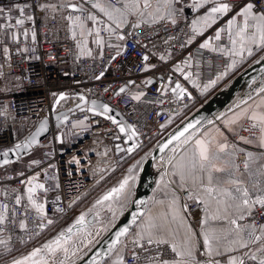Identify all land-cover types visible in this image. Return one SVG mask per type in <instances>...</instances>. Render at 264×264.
Wrapping results in <instances>:
<instances>
[{
  "label": "snow or ice",
  "instance_id": "obj_1",
  "mask_svg": "<svg viewBox=\"0 0 264 264\" xmlns=\"http://www.w3.org/2000/svg\"><path fill=\"white\" fill-rule=\"evenodd\" d=\"M37 13L51 15L53 19L59 16L65 22L71 39L76 42L78 57L103 59L108 49L115 50L109 57L115 60L126 50L129 37L146 36L149 32L157 36L161 31L169 33L172 27L178 28L181 21H188L189 14L192 19L187 23L188 38L181 47L192 44L197 36L203 37L212 29L214 35L206 36L199 43L200 49L241 58L245 53L252 56L256 51L264 52V0H20L8 7L0 5V38L5 45L10 40L18 52H28L26 46L21 48L20 45L29 40L35 44ZM173 39L179 37L168 35L165 43ZM134 42L139 45L138 40ZM90 45L96 46L95 54ZM9 53V47L0 46V54L8 56ZM149 58L146 52L142 60L146 62ZM159 59L164 60L165 55ZM235 62L233 60L232 64ZM183 64L185 67L177 65L176 71L195 84L191 79L193 74L185 70L191 64L188 60ZM147 67L145 65V70ZM103 75L101 72L96 79ZM125 90L121 87L116 94ZM160 92L161 95L170 92L177 100L188 95L181 83L172 86L171 79ZM258 95L260 100L254 102L255 107L248 105L225 123L235 124L243 116L250 121L245 130L258 132L255 142L264 147V86L259 88ZM142 96L143 93H138L131 98L139 101ZM65 99L67 97L61 94L56 103ZM79 100L87 103L82 95ZM76 107L84 110L80 104ZM101 109L98 111L96 102L92 101L88 111L110 120L120 133L126 134L127 141L138 139L136 128L109 115L113 110L107 104L101 105ZM64 120L67 121V117ZM198 125L199 120L184 123L159 145L161 153L165 150L171 153L166 159L160 158L159 198L154 195L151 202L132 198L137 162L129 167L128 175L117 186L97 199L74 223L41 246L19 258L13 257L11 264H75L71 258L80 253L87 255V251L104 243L102 233L115 228L112 221L125 210L131 216L130 224L118 228L113 233L114 238L107 242L104 264L110 261L111 264H128L129 256L135 264H264V157L253 169L255 158L251 152L229 144L227 137L210 136L207 129L201 132ZM81 126H85L84 121L73 124V127ZM46 130L45 121L31 138L0 152V169L15 162L9 158L10 154L20 159L39 144L38 137ZM240 140L246 144L253 142L243 136ZM138 147V143H132L127 149L117 145V150L131 153ZM242 154L245 156L241 161L243 168L237 163V157ZM72 163L79 164V161ZM41 165L42 161L32 160L31 174L21 171L15 177H7L15 180L17 186L0 183V253H12L14 234H26L35 227V235L39 236L53 224L47 211L48 193L58 192L61 185L55 182L54 172L49 171L55 170L56 165L51 162L45 167ZM3 179L0 176V181ZM59 200L60 196L56 195L52 203ZM105 208L111 217L107 225L99 219ZM89 214L92 220L88 219ZM17 239L24 242L23 235ZM91 264H98L95 256Z\"/></svg>",
  "mask_w": 264,
  "mask_h": 264
},
{
  "label": "built area",
  "instance_id": "obj_2",
  "mask_svg": "<svg viewBox=\"0 0 264 264\" xmlns=\"http://www.w3.org/2000/svg\"><path fill=\"white\" fill-rule=\"evenodd\" d=\"M17 2L20 0H0V5L8 7ZM191 19L189 14L188 21H181L179 27H172L169 33L161 31L159 36L149 32L146 36L129 37L126 50H122L123 54L115 60L109 59L115 54V50L108 49L105 50L103 59L78 57L76 42L71 39L65 22L59 16L53 19L51 15L37 13L35 44L29 40L20 45L21 48L26 46L29 49L26 53L18 52L10 40L5 45L0 38V46L10 49L8 56L0 54V152L25 140L43 117L52 116V104L57 93L68 94L67 100L65 99L66 107H73L80 101L75 95L78 91L84 92L87 97V103L81 105L83 111L74 108L62 125H52L50 133L39 144L43 148L42 155L34 159L42 161L41 167L47 166L49 162L56 165L55 170L49 171L50 174L54 172L57 177L55 182H59L61 188L58 192L48 193L49 218H70L74 214L73 201L92 186L95 180L93 161L96 159L93 144L96 140L106 143L113 151L116 142H121L124 147L138 143L135 153L153 147L205 101L204 90L210 88L212 81H219L231 71L232 61L239 56H224L219 52L199 48V43L206 36L214 35L212 29L206 31L203 37L197 36L192 44L181 47L188 38L187 23ZM168 35L179 39L165 43ZM222 39H225L223 34ZM137 40L139 45L134 42ZM215 43L218 42L214 41ZM146 52L150 54V58L145 62L142 57ZM161 55H165L164 60L159 59ZM185 60L191 64L185 70L193 74L191 79L195 80V84L191 80L186 81L176 71L177 65L185 67ZM145 65H148L147 70ZM101 72L104 75L96 79ZM169 79L172 86L176 82L181 83L188 95L179 100L170 92L161 95L160 89L168 85ZM121 87L126 90L117 95ZM138 93H143L141 99L133 100L132 95ZM90 101H102L119 111L123 116L119 121L134 126L138 139L127 141L126 134L120 133L110 120L88 111ZM100 110L102 109L99 108L98 111ZM77 121H84L85 126L73 127ZM162 125L166 127H161ZM249 125L250 121L244 119L234 139L237 140V136L256 138L258 132L250 133L245 130ZM122 153L115 154V157L119 158ZM244 159L243 154L237 157L241 168V161ZM73 160H78L79 164L72 163ZM30 164L23 171L26 175L31 174ZM7 168L0 169V176L4 178L0 183L10 187L17 186L15 180H8L7 177H15L19 172ZM56 195L60 196V200L52 203ZM58 208L63 211H57ZM192 211L195 213L196 209L193 208ZM257 218H260L259 212ZM50 227L51 225L46 227L39 236L35 235V227H31L26 234H14L12 253L44 235ZM20 235H23V243L17 239ZM7 255L10 254L0 253V258ZM128 264H135L130 256Z\"/></svg>",
  "mask_w": 264,
  "mask_h": 264
},
{
  "label": "water",
  "instance_id": "obj_3",
  "mask_svg": "<svg viewBox=\"0 0 264 264\" xmlns=\"http://www.w3.org/2000/svg\"><path fill=\"white\" fill-rule=\"evenodd\" d=\"M261 86H264V53H262L259 57H257L251 63H249L243 70L237 73L232 79H230L225 84H223L222 87H220L216 92H214L210 97H208L199 107H197L194 111H192L183 121H181L179 124L174 126L164 137H162L152 147L148 155L141 163L140 171L133 192L134 193L133 198L145 200V201L149 200V197L156 184V181L158 177L161 175L162 161L160 158L164 157L166 159L167 156L171 154L167 150H165L164 153H161L159 151V145H162L168 139V137L177 130L178 127H182L183 124L188 121L195 122L199 120L200 125H198V127L200 128V131H202L207 126L219 121L222 117L234 111L235 109L239 108L240 106L244 105L246 102H248L256 95H258V90ZM249 97H251V99ZM95 102H96L97 110L101 108V105L106 104L102 101H95ZM54 106L57 107V104H54ZM76 106L77 105L64 109L59 114L53 113L52 116L43 117L39 122V124L37 125V127L25 140L31 138V136H33L36 133V131L39 129L40 125L46 121L47 130L42 132L38 137L40 144L41 140L50 133L52 125L55 127H59L60 125H62L65 122L64 117H67L68 119L69 112L74 108H77ZM88 106L89 108L92 107V101L88 102ZM109 107L113 110L110 113L112 116H114L117 120L123 119V116L120 114L119 111H117L111 106ZM25 140L21 142H24ZM39 144L34 145L32 149L27 150L26 154L22 155L20 159L30 155L34 151V149L38 147ZM117 145H119L120 148L127 149L131 146V144H129L127 147H124L121 144V142L115 143L114 153L117 155L124 152L118 158L119 161H122L123 159L135 153V151L131 153L127 151H118ZM9 158L14 160L15 162L20 160L11 154ZM92 218H93L92 215L88 217L89 220H92ZM130 221H131V216L128 214V211L125 210L124 214L120 215V217L114 223L116 227L111 228L110 232L103 235L104 243H101L100 245L94 247L92 251H87V255H83V259L79 258L76 261H74L75 264H91V259L93 256H95L98 264H102L107 259V257L104 256V249L106 247L107 242L110 241L112 238H114L113 233L118 228L129 225ZM132 227L134 228V225H132ZM96 253H99V255L97 256Z\"/></svg>",
  "mask_w": 264,
  "mask_h": 264
},
{
  "label": "rangeland",
  "instance_id": "obj_4",
  "mask_svg": "<svg viewBox=\"0 0 264 264\" xmlns=\"http://www.w3.org/2000/svg\"><path fill=\"white\" fill-rule=\"evenodd\" d=\"M256 52H254L255 56L261 53L260 51H256ZM254 54L252 56H247V54L245 53L242 58L239 56V58L235 60L236 62L233 65L231 71H229V73L223 76L219 81L213 83L208 90H204L203 96L207 99L220 87H222L223 84H225L227 81L232 79L241 70H243L247 66V64L254 59ZM61 94H64L66 97L68 96V94L65 92L57 93L52 104V109L54 110L53 111L54 114H59L64 109L69 108L66 107L67 99L60 101L58 104L56 103V101L58 100ZM75 95L78 97L82 95L85 97V100L87 101V97L84 92L78 91ZM54 104H57V107L54 106ZM77 104L84 105L86 103L80 100L78 103H76V105ZM108 147L110 148V146L107 145L106 143H104V145L99 143L96 144L94 149H99V150H98V156H96V159L93 161V166L95 168V180L92 186L88 190H86L79 198H77L76 201L73 203L74 214L70 218H64L58 220L54 219L53 224L44 235L35 239L31 243L18 248V250H16L12 254L0 258V264H11V260L13 257L19 258L20 256L31 251L32 248L41 246L43 243L55 237L60 231L66 229L68 226L74 223L75 219L82 212H86L89 208H91L97 199L102 197L103 194L107 193L108 189L113 188L116 185V183H118L123 178L122 173L128 171L127 169L128 166L133 165L134 163L137 162H139V165H141L142 161L145 159L146 156V155H142L141 157H138L137 155H135L134 157H131L129 160L125 161L124 163H118L117 162L118 158L115 157L114 153L113 155L112 152L108 150ZM105 152H107V155H104ZM42 153H43V148L41 147V145H38V147L34 149V151L30 155L18 160L13 165H10L7 169L17 173L21 171H25L27 169V165L31 163V161L34 160L35 158L42 155ZM105 222L106 221H102L103 224H105ZM99 227L100 225L98 224L97 228ZM80 256H83V253H80L78 254L77 257H72L71 259L72 261H76L77 259H79Z\"/></svg>",
  "mask_w": 264,
  "mask_h": 264
},
{
  "label": "crops",
  "instance_id": "obj_5",
  "mask_svg": "<svg viewBox=\"0 0 264 264\" xmlns=\"http://www.w3.org/2000/svg\"><path fill=\"white\" fill-rule=\"evenodd\" d=\"M92 48H93V51H94V54H95V50H96V46L95 45H90ZM258 53V52H256ZM262 53L264 52H261L260 54L256 55L254 54V59L255 60L257 57H259ZM248 56V55H247ZM252 60V61H253ZM251 61V62H252ZM249 62V63H251ZM248 63V64H249ZM247 64V65H248ZM259 100H260V96L259 95H256L254 98H252L251 100H249L248 102H246L244 105L240 106L239 108L235 109L234 111L228 113L227 115H225L224 117H222L219 121L207 126L205 129H207L208 131V134L210 136H215L217 137L218 139H223L224 137H227V140L229 142V144H234V145H237L238 147L242 148L245 150V152H251L253 154V157L255 158V162L253 163L252 167L253 169H255L257 167L258 164H260L261 162V158L264 157V147H261L259 144H257L255 142V138H251L253 140L252 143H244L243 141L240 140V136L238 137L237 136V140L234 139V136L237 135L239 133V130L240 128L242 127V124L244 122V117L241 116L237 122L235 124H232V125H226V121L230 120V119H233L237 114H239L241 112L242 109L246 108L248 105H252L253 107H255V103H259ZM255 102V103H254ZM204 129V130H205ZM204 130H202L201 132H203ZM223 134L222 136L220 134ZM248 138V137H247ZM99 143V144H103V142H99V141H95L94 144H93V147L95 148L96 144ZM152 149L151 148H147L145 150H142L140 152H136L132 155H130L129 157L123 159L122 161H119L117 160L118 163H124L125 161L129 160L131 157H134L135 155H137L138 157H141L142 155H148L149 151ZM95 152H96V156H98V150L99 149H94ZM93 150V151H94ZM108 150H110L112 152V154L114 153L113 149H111V147L109 148L108 147ZM115 154V153H114ZM113 154V155H114ZM116 156V155H115ZM145 156V157H146ZM237 163H238V160H237ZM134 164H137V163H134ZM133 164V165H134ZM132 166V165H130ZM127 169H129V167ZM140 166L138 164V167L136 168V170L134 171L133 175L135 176V182H134V185H133V192H134V188H135V184H136V180L138 178V174H139V171H140ZM125 175H128V171H125L124 173H122V177H124ZM160 180H161V175L158 177L157 181H156V184L154 186V189L149 197V202H151L153 196H157L159 198V184H160ZM119 183V182H118ZM118 183H116L115 186L118 185ZM114 186V187H115ZM110 189H108V191H110ZM107 191V192H108ZM106 194V193H105ZM104 195V194H103ZM102 195V196H103ZM134 195V193H133ZM101 198V197H100ZM133 198V197H132ZM114 207H116V205H114ZM92 215V214H89V216ZM88 216V217H89ZM120 217V214H118L116 216V218L112 221L113 223L116 222V220ZM108 218V219H107ZM110 213L107 212V209L105 208L104 210H101L100 212V221H106L105 222V225L108 224V220L110 219ZM109 228H111V225H108ZM135 227V226H134ZM104 235V234H103ZM102 235V236H103ZM104 264V262L102 263ZM109 264H111V261L109 262Z\"/></svg>",
  "mask_w": 264,
  "mask_h": 264
},
{
  "label": "trees",
  "instance_id": "obj_6",
  "mask_svg": "<svg viewBox=\"0 0 264 264\" xmlns=\"http://www.w3.org/2000/svg\"><path fill=\"white\" fill-rule=\"evenodd\" d=\"M13 165V164H12Z\"/></svg>",
  "mask_w": 264,
  "mask_h": 264
}]
</instances>
